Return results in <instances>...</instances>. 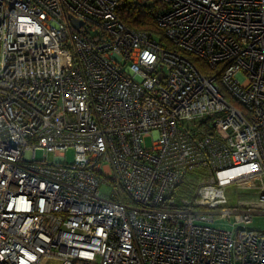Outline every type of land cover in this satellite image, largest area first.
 <instances>
[{
	"label": "built area",
	"instance_id": "built-area-1",
	"mask_svg": "<svg viewBox=\"0 0 264 264\" xmlns=\"http://www.w3.org/2000/svg\"><path fill=\"white\" fill-rule=\"evenodd\" d=\"M158 1L0 0V264H264V0Z\"/></svg>",
	"mask_w": 264,
	"mask_h": 264
},
{
	"label": "trees",
	"instance_id": "trees-1",
	"mask_svg": "<svg viewBox=\"0 0 264 264\" xmlns=\"http://www.w3.org/2000/svg\"><path fill=\"white\" fill-rule=\"evenodd\" d=\"M160 8L161 3L158 0H153L149 4L141 7L137 6L133 0H119L116 7V14L126 25L154 33L160 37L162 42H166L155 21L157 11ZM186 57L195 63L199 71H203V62L199 58L189 54ZM200 173L201 171L197 170L189 174H192L198 180Z\"/></svg>",
	"mask_w": 264,
	"mask_h": 264
},
{
	"label": "rangeland",
	"instance_id": "rangeland-1",
	"mask_svg": "<svg viewBox=\"0 0 264 264\" xmlns=\"http://www.w3.org/2000/svg\"><path fill=\"white\" fill-rule=\"evenodd\" d=\"M157 39H160L159 36L156 37ZM197 120H193L192 122L196 123ZM152 142V137L147 136L145 138V145L150 146ZM65 155V161L67 163H70L74 159V149L72 147H68L64 151ZM36 159L41 160L43 157V150L37 149L35 153ZM49 157V155H47ZM197 185V179L191 174H186L183 181L175 188L174 190V199L176 201H180L182 198H192L195 186ZM240 193H245L244 190H241ZM216 226L220 228H229V224L227 220H217L214 223ZM252 225L255 228H262L264 227V214H256L253 218Z\"/></svg>",
	"mask_w": 264,
	"mask_h": 264
},
{
	"label": "water",
	"instance_id": "water-1",
	"mask_svg": "<svg viewBox=\"0 0 264 264\" xmlns=\"http://www.w3.org/2000/svg\"><path fill=\"white\" fill-rule=\"evenodd\" d=\"M70 19H71V22H73V23L77 22V20L75 18H73L72 16L70 17Z\"/></svg>",
	"mask_w": 264,
	"mask_h": 264
}]
</instances>
